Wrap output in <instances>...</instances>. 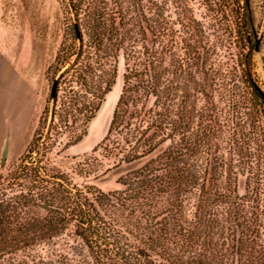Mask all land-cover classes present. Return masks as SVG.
<instances>
[{
	"label": "trees",
	"instance_id": "16d2710c",
	"mask_svg": "<svg viewBox=\"0 0 264 264\" xmlns=\"http://www.w3.org/2000/svg\"><path fill=\"white\" fill-rule=\"evenodd\" d=\"M64 1L72 27L47 69L58 75L52 115L48 103L23 153L0 166V264H222L215 239L222 219L233 227L240 260L238 178L248 166V192L256 126L264 135L255 117L245 129L253 113L264 125V97L243 0H207L219 19L211 18L237 47L238 61L220 73L204 61L196 38L204 26L185 5L176 22L154 0ZM176 23L188 35L180 40V61H166L179 43ZM120 54L121 93L92 150L101 149L112 164L98 168L88 156L75 165L84 177L116 172L119 188L105 191L73 181L55 157L87 134L115 83ZM217 85L225 95L218 110L212 101ZM198 98L206 103L199 109Z\"/></svg>",
	"mask_w": 264,
	"mask_h": 264
},
{
	"label": "rangeland",
	"instance_id": "374dc122",
	"mask_svg": "<svg viewBox=\"0 0 264 264\" xmlns=\"http://www.w3.org/2000/svg\"><path fill=\"white\" fill-rule=\"evenodd\" d=\"M154 1H157L160 5H165L167 12L171 14L172 19L176 22H178L177 13L182 8L179 7L185 5L189 13L203 24L204 30L203 33L201 32L202 36L198 35L196 38L201 39L202 47L205 49L204 61H206L207 65L209 63L212 64L213 71L220 73V71L229 70L232 63L238 61L235 41L221 28L216 19L211 18L213 16L217 18L218 16L217 14L215 15L214 8L208 9L207 0ZM243 2L245 3L251 24L253 45L251 61L253 63V72L257 85L264 91V0H243ZM71 21V15L64 0H0V26L11 29L9 31L12 34V38L16 36L18 52L26 54L27 61H29L28 70L34 77L39 94L41 106V112L38 113L39 116L48 104L50 86L54 79V74L47 72L48 66L53 63L62 40L69 35L70 26L72 27ZM174 28L176 29L175 39L179 40V43L174 44L171 54L166 60L173 62L180 61L177 57V55L181 56L183 54V48H181L182 42L180 40L181 37L188 35L180 24L176 23ZM124 70V58L120 54L117 62L115 83L112 90L106 95L97 115L89 123L87 134L81 141L62 150L55 157L57 164L71 175L73 181L77 183L92 182L105 191L119 188L116 182V178L118 177L116 172L111 171L105 176L98 178H94L93 175L84 177L76 173L75 165L88 156L92 157L98 168L101 165L106 168L112 164L111 159L103 158L101 149L94 152L92 150L101 141L107 131L113 109L121 93ZM237 78L238 76L235 75V82ZM232 83L233 80L231 81V85ZM213 87L216 89L213 90L214 98L212 101L218 110L225 105V95L223 94V90L217 89L218 85ZM177 102H179V99ZM204 104H206L204 98H198L194 105L199 109ZM197 116L199 117V115ZM198 117L195 116L193 125L197 124ZM253 117L260 121V126L264 127L263 118L258 119L256 114L253 113L248 119L246 115L243 117L247 119L245 123L246 130L253 127L251 122ZM38 119L39 117L34 123V128L31 131L29 139H31L37 126ZM256 132L258 139L249 148L251 152H254L256 158L252 157L250 158V162H248L251 164L250 170L255 172L254 177L250 181L248 179V192L245 190L246 178L247 175L252 177V174H247L248 166L244 172L245 174L238 178L237 192L242 199L238 200L237 203H243L238 205L242 219H239L240 224L235 230L236 234L234 237L237 238L239 235L240 237L243 235L239 253L241 259L238 260L239 257L235 256L237 244L233 241V227L229 226V223H226L222 219L215 238L218 240L222 264H263L264 262V162L258 161L257 156L259 153V156L264 157V141H262L264 135L259 133L257 126ZM238 135L242 137L240 132ZM59 148L60 146L56 147V149ZM23 151L12 162L5 161V163L9 165L15 162ZM244 159H247V157ZM257 178H259V181ZM256 187H258V192H255ZM195 189L190 205L191 214L195 212L197 204V190ZM259 257L262 259L259 260Z\"/></svg>",
	"mask_w": 264,
	"mask_h": 264
},
{
	"label": "crops",
	"instance_id": "0c3cea01",
	"mask_svg": "<svg viewBox=\"0 0 264 264\" xmlns=\"http://www.w3.org/2000/svg\"><path fill=\"white\" fill-rule=\"evenodd\" d=\"M9 30L0 26V166L27 146L41 112L29 61L18 52L16 36Z\"/></svg>",
	"mask_w": 264,
	"mask_h": 264
},
{
	"label": "water",
	"instance_id": "95a60500",
	"mask_svg": "<svg viewBox=\"0 0 264 264\" xmlns=\"http://www.w3.org/2000/svg\"><path fill=\"white\" fill-rule=\"evenodd\" d=\"M74 31H75V35H76L77 40H79L80 39V32H79V28H78V25L76 22H74ZM57 84H58V76L54 77V79L52 80L51 86H50L49 100H48L50 116L52 115L55 100H56ZM258 90L261 93V95L264 97V91L259 86H258Z\"/></svg>",
	"mask_w": 264,
	"mask_h": 264
}]
</instances>
